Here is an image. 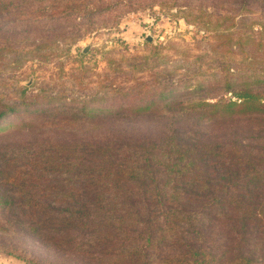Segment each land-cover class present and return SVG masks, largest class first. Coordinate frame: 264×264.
<instances>
[{
	"label": "rangeland",
	"instance_id": "rangeland-1",
	"mask_svg": "<svg viewBox=\"0 0 264 264\" xmlns=\"http://www.w3.org/2000/svg\"><path fill=\"white\" fill-rule=\"evenodd\" d=\"M251 23V30H241ZM260 30L264 37V0H0V155L41 179L35 173L75 170L78 146L86 141L116 147V127L134 135L160 131L171 116L190 130L194 113H185L204 111L198 101L234 99L221 81L226 64L237 75L257 68L251 57L227 49L243 33V41L264 43ZM251 53L264 59L260 47ZM215 125L200 126L211 136L197 140L189 130L185 136L200 144L238 142L239 149L264 138L257 129L228 132ZM221 155L206 170L219 172L222 160L226 168ZM85 161L93 171L95 156ZM41 181L33 185L57 182ZM217 225L209 251L192 256L168 241L156 249L155 256L163 255L158 264H241L244 254L223 252L228 223ZM64 245H53L55 254ZM93 251L98 264H129L123 251ZM0 264L30 263L0 250Z\"/></svg>",
	"mask_w": 264,
	"mask_h": 264
},
{
	"label": "trees",
	"instance_id": "trees-1",
	"mask_svg": "<svg viewBox=\"0 0 264 264\" xmlns=\"http://www.w3.org/2000/svg\"><path fill=\"white\" fill-rule=\"evenodd\" d=\"M253 23L241 30H251ZM257 34L264 38L261 30ZM244 35L232 37L227 50L234 47L251 57L257 68L237 75L226 64L221 81L234 99L198 101L204 111L185 113H194L190 130L171 116L160 131L134 135L116 127V147L86 141L77 145L75 170L53 176L35 173L41 179L28 166L18 169L0 155V250L30 264H98L100 256L93 249L123 251L129 264H158L163 255L155 256L156 249L168 241L192 256L202 255L205 247L209 251L217 223L226 221L223 252L244 254L238 257L241 264H264V138L241 149L235 146L238 142H197L214 134L200 129L211 120L228 132L257 129L264 135V59L251 53L258 47L264 50V43L249 37L243 41ZM201 118L204 124L197 121ZM188 130L197 140H187ZM127 153L128 159L121 157ZM87 155L97 159L93 171L87 168ZM219 155L228 159L227 167L222 160L219 172L206 170ZM50 177L57 182L33 185L40 180L46 184ZM60 243L65 251L55 254L53 245Z\"/></svg>",
	"mask_w": 264,
	"mask_h": 264
},
{
	"label": "water",
	"instance_id": "water-1",
	"mask_svg": "<svg viewBox=\"0 0 264 264\" xmlns=\"http://www.w3.org/2000/svg\"><path fill=\"white\" fill-rule=\"evenodd\" d=\"M84 50H85V49H84ZM84 50H83V51H84Z\"/></svg>",
	"mask_w": 264,
	"mask_h": 264
}]
</instances>
